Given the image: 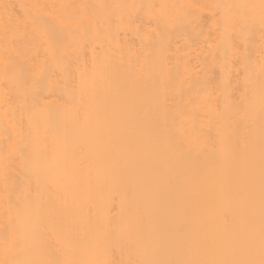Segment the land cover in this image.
Here are the masks:
<instances>
[{
	"label": "bare ground",
	"instance_id": "bare-ground-1",
	"mask_svg": "<svg viewBox=\"0 0 264 264\" xmlns=\"http://www.w3.org/2000/svg\"><path fill=\"white\" fill-rule=\"evenodd\" d=\"M264 0H0V264H260Z\"/></svg>",
	"mask_w": 264,
	"mask_h": 264
},
{
	"label": "snow or ice",
	"instance_id": "snow-or-ice-1",
	"mask_svg": "<svg viewBox=\"0 0 264 264\" xmlns=\"http://www.w3.org/2000/svg\"><path fill=\"white\" fill-rule=\"evenodd\" d=\"M260 264H264V260H261Z\"/></svg>",
	"mask_w": 264,
	"mask_h": 264
}]
</instances>
